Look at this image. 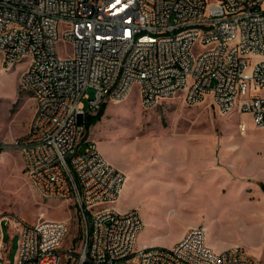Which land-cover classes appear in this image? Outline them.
Returning a JSON list of instances; mask_svg holds the SVG:
<instances>
[{"label": "built area", "instance_id": "obj_1", "mask_svg": "<svg viewBox=\"0 0 264 264\" xmlns=\"http://www.w3.org/2000/svg\"><path fill=\"white\" fill-rule=\"evenodd\" d=\"M0 59L3 69L26 65L20 83L36 108L15 145L43 197L76 201L84 226L77 264H256L239 245L215 251L203 226L171 247L137 246L138 211L109 204L125 174L81 133L87 113L134 86L146 108L174 96L209 100L264 127V0H0ZM4 220L18 236L12 264H59L67 220L0 216V250Z\"/></svg>", "mask_w": 264, "mask_h": 264}, {"label": "rangeland", "instance_id": "obj_2", "mask_svg": "<svg viewBox=\"0 0 264 264\" xmlns=\"http://www.w3.org/2000/svg\"><path fill=\"white\" fill-rule=\"evenodd\" d=\"M25 66L3 69L0 59V142L6 144L0 157V216L26 223L67 220L59 264H77L84 226L76 201L43 197L15 145L36 108L33 92L20 83ZM259 93L264 97V89ZM83 102L87 109V99ZM102 104L100 118L83 127L81 141H95L124 172L123 192L109 204L138 211L143 227L137 246L171 247L189 228L203 226L215 251L239 245L256 264H264V127L246 113L222 114L209 100L187 104L174 96L146 108L136 86L123 100ZM240 122L246 124L244 132ZM197 165L203 169L193 171ZM8 229L17 234L4 220L3 234Z\"/></svg>", "mask_w": 264, "mask_h": 264}, {"label": "crops", "instance_id": "obj_3", "mask_svg": "<svg viewBox=\"0 0 264 264\" xmlns=\"http://www.w3.org/2000/svg\"><path fill=\"white\" fill-rule=\"evenodd\" d=\"M116 167H118V166H116ZM202 169H203V167L197 165V166H195V168H193V171L202 170ZM187 172L191 173L192 171L190 170ZM125 180H126V177H125ZM124 184H125V181L123 183V187H122V191H121L120 195L123 192ZM117 210H120V209H117ZM120 211H124V210H120ZM14 234L15 233H12V229H8V231L5 234H3V243H2V248L0 250V264H12L14 259H15L18 242H16L15 246L13 245L12 240L14 237H17V234H15V235ZM136 243H137V241H136ZM143 245H147V244L143 242V243H141L140 246H143ZM13 247H15L14 248V254H13V257L11 259H9V256H10L9 254H10V252H12Z\"/></svg>", "mask_w": 264, "mask_h": 264}, {"label": "trees", "instance_id": "obj_4", "mask_svg": "<svg viewBox=\"0 0 264 264\" xmlns=\"http://www.w3.org/2000/svg\"><path fill=\"white\" fill-rule=\"evenodd\" d=\"M104 104L100 106L95 114L87 113L84 119V126L87 129L92 123L98 120L103 112Z\"/></svg>", "mask_w": 264, "mask_h": 264}, {"label": "water", "instance_id": "obj_5", "mask_svg": "<svg viewBox=\"0 0 264 264\" xmlns=\"http://www.w3.org/2000/svg\"><path fill=\"white\" fill-rule=\"evenodd\" d=\"M262 185V184H261ZM263 186V185H262ZM263 188H264V186H263Z\"/></svg>", "mask_w": 264, "mask_h": 264}]
</instances>
